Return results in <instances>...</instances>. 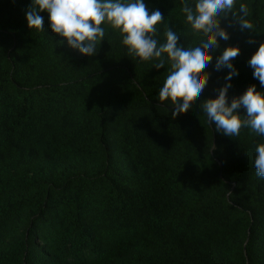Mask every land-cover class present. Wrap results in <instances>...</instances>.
I'll list each match as a JSON object with an SVG mask.
<instances>
[{
    "label": "trees",
    "instance_id": "trees-1",
    "mask_svg": "<svg viewBox=\"0 0 264 264\" xmlns=\"http://www.w3.org/2000/svg\"><path fill=\"white\" fill-rule=\"evenodd\" d=\"M144 3L196 46L182 0ZM241 3L253 32L221 20L230 39L210 51L201 97L173 120L158 100L169 64L129 56L106 25L85 56L61 43L47 12L43 31L29 28L33 0H0V264H264L253 166L264 136H225L200 106L228 83L215 63L230 46L241 52L229 104L252 85L264 91L248 64L264 44V0L234 10Z\"/></svg>",
    "mask_w": 264,
    "mask_h": 264
},
{
    "label": "clouds",
    "instance_id": "clouds-1",
    "mask_svg": "<svg viewBox=\"0 0 264 264\" xmlns=\"http://www.w3.org/2000/svg\"><path fill=\"white\" fill-rule=\"evenodd\" d=\"M237 0H182L181 11L193 34L198 37L196 46L185 47L179 35L164 23L163 14L157 9L149 13L144 0H33V7L26 13L28 26L43 31L41 12L49 14L51 30L67 41L70 48L79 50L85 56L97 54V46L105 39L104 25L122 35V43L128 55L138 57L141 62L155 61L153 67L161 69L169 64L163 86L159 89L158 100L170 104L172 119L187 113L201 97L210 73L204 70L220 48V39L227 41L230 34L221 27V20L230 14L233 23L241 31L253 32V24L246 19L247 5ZM164 27L165 41L160 42L158 33ZM232 26L231 24L229 25ZM250 44L256 43L249 40ZM241 52L239 47H228L216 58L215 69H229L222 88L217 89L218 98L201 103L210 124L217 132L228 137H239L243 129L257 136H264V91H257L255 85L229 104L231 80L239 72L233 59ZM254 69L253 76L264 87V44L248 61ZM243 109L246 115H241ZM253 166L256 176L264 179V143L255 147Z\"/></svg>",
    "mask_w": 264,
    "mask_h": 264
}]
</instances>
